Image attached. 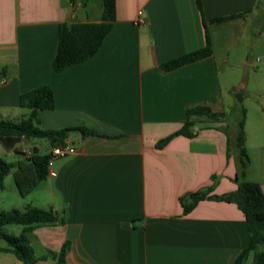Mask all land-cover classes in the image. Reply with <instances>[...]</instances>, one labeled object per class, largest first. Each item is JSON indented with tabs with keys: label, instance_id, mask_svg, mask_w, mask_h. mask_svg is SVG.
<instances>
[{
	"label": "crops",
	"instance_id": "obj_1",
	"mask_svg": "<svg viewBox=\"0 0 264 264\" xmlns=\"http://www.w3.org/2000/svg\"><path fill=\"white\" fill-rule=\"evenodd\" d=\"M200 2L201 12L195 0H115V19L98 51L56 71L60 24L99 22L102 0H0V119L26 116L19 96L49 86L54 104L37 112L40 127L95 132H72L66 142L76 152L53 157L46 177L15 206L52 209L63 219L33 227L35 264H50L46 256L65 242L63 264H234L247 246V223L234 203L205 199L188 213L180 203L210 185L213 195L236 189V157L219 129L223 118L196 116L192 136L158 145L183 126L188 109L225 113L221 70L244 63L249 22L263 20L261 0ZM205 31L210 55L161 67L202 48ZM247 138L245 179L264 193V136ZM18 148L26 155L11 162L39 150ZM252 261L249 253L243 264ZM0 264L21 263L0 251Z\"/></svg>",
	"mask_w": 264,
	"mask_h": 264
},
{
	"label": "trees",
	"instance_id": "obj_2",
	"mask_svg": "<svg viewBox=\"0 0 264 264\" xmlns=\"http://www.w3.org/2000/svg\"><path fill=\"white\" fill-rule=\"evenodd\" d=\"M76 4L77 0H70ZM83 3L84 0H80ZM196 6L201 12L200 0H195ZM231 16L217 17L210 22L223 21ZM115 19V0H102V16L99 22L62 23L58 30V45L52 66L60 71L72 64L81 62L94 55L105 36L111 29ZM206 26V21L203 19ZM211 53L210 40L205 31V44L202 48L183 54L164 62L161 67L171 70L181 65L204 58ZM240 101V99H238ZM54 104L53 92L49 86H40L19 96V105L29 109V113L18 119H0V143L4 149L11 152L14 148L24 144L28 138L47 139L51 146L67 143L72 132H80L82 136L95 134L94 131L84 127L43 129L39 125L37 112L44 109H52ZM196 116L218 121L225 117V113H214L206 107L188 109L183 126L173 134L159 142V146L165 144L172 136L182 134L192 136L189 127ZM228 141V150L230 141ZM236 155V189L232 192L213 195L210 194L213 186H207L187 194L180 199L183 213H188L195 205L205 199H214L234 203L242 212L247 223L249 242L235 260L234 264H243L249 253L253 254L252 264L264 262V193L258 183L245 179L249 166V156L245 146L244 120L239 121V130L235 135ZM50 153L30 151L26 160L9 162L0 158V189L3 188V180L13 170V177L21 197H25L48 174ZM63 222L60 215L52 209H43L27 206L25 209L12 208L0 211V240L5 246L0 251L12 253L21 264H35L39 259L35 255L30 234L34 226L40 224H53ZM19 225L22 227L18 235H10L3 231L5 225ZM69 243L65 242L57 253H50V264H63Z\"/></svg>",
	"mask_w": 264,
	"mask_h": 264
},
{
	"label": "rangeland",
	"instance_id": "obj_3",
	"mask_svg": "<svg viewBox=\"0 0 264 264\" xmlns=\"http://www.w3.org/2000/svg\"><path fill=\"white\" fill-rule=\"evenodd\" d=\"M261 7L262 11L259 17L263 20L256 24L249 22V43L241 51L244 63L228 64L221 70L225 117L219 122H225V125L219 127V129L230 138V154L235 157L237 155L235 135L239 130L241 119L244 120L245 136L248 137L247 139L251 143L257 140L258 136H264V0H261ZM257 58L259 59L257 60ZM246 65H248V68L243 78ZM21 117L24 116L18 115L12 120H18ZM32 144H37L38 152L42 154L47 151L51 142L40 138L24 140L25 148ZM0 158L11 162L19 156L12 151H6L0 143ZM235 160L237 159L235 158ZM21 200L12 170L4 177L3 188L0 189V211L17 207L18 202ZM8 226L11 227L4 226L3 230L16 231L19 225L12 224Z\"/></svg>",
	"mask_w": 264,
	"mask_h": 264
},
{
	"label": "built area",
	"instance_id": "obj_4",
	"mask_svg": "<svg viewBox=\"0 0 264 264\" xmlns=\"http://www.w3.org/2000/svg\"><path fill=\"white\" fill-rule=\"evenodd\" d=\"M138 21L140 23H143L144 19L140 18ZM258 59L259 58H257V60ZM75 152H76V149L73 146H71L70 144H68V143L56 145L50 151L51 158L49 160V164L51 163V160H52L53 157L66 156V155L74 154Z\"/></svg>",
	"mask_w": 264,
	"mask_h": 264
},
{
	"label": "water",
	"instance_id": "obj_5",
	"mask_svg": "<svg viewBox=\"0 0 264 264\" xmlns=\"http://www.w3.org/2000/svg\"><path fill=\"white\" fill-rule=\"evenodd\" d=\"M248 68V66L246 65L245 66V71L243 73V78L245 77V74H246V69ZM12 152H14L15 154H18V155H21V156H25L26 155V151L24 150H21L20 148L16 147L12 150ZM36 152V151H34Z\"/></svg>",
	"mask_w": 264,
	"mask_h": 264
}]
</instances>
